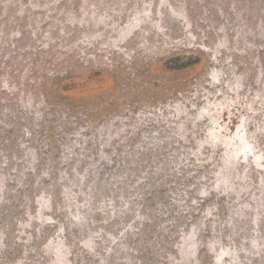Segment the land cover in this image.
I'll return each mask as SVG.
<instances>
[{"label": "rangeland", "instance_id": "rangeland-1", "mask_svg": "<svg viewBox=\"0 0 264 264\" xmlns=\"http://www.w3.org/2000/svg\"><path fill=\"white\" fill-rule=\"evenodd\" d=\"M0 264H264V0H0Z\"/></svg>", "mask_w": 264, "mask_h": 264}, {"label": "trees", "instance_id": "trees-1", "mask_svg": "<svg viewBox=\"0 0 264 264\" xmlns=\"http://www.w3.org/2000/svg\"><path fill=\"white\" fill-rule=\"evenodd\" d=\"M180 59H181V58H180ZM182 62H183V63H177V64L174 65L173 67H174V68H185V67H188V66L194 64V62H193L192 60L189 59L188 61H186L185 58L183 59ZM48 98H49V97H47V95H46V100H48ZM222 181H224V180H221L219 184H221ZM190 254L193 255V254H194V251H191Z\"/></svg>", "mask_w": 264, "mask_h": 264}]
</instances>
